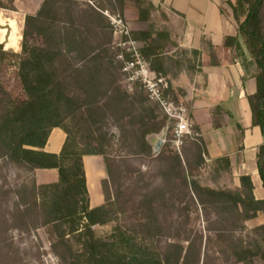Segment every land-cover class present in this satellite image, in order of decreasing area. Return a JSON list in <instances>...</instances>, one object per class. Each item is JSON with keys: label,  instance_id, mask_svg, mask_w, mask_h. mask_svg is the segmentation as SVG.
I'll return each mask as SVG.
<instances>
[{"label": "rangeland", "instance_id": "obj_1", "mask_svg": "<svg viewBox=\"0 0 264 264\" xmlns=\"http://www.w3.org/2000/svg\"><path fill=\"white\" fill-rule=\"evenodd\" d=\"M39 1L23 0L21 5L35 8ZM261 3L260 33L264 40V0ZM67 5L75 20L77 38L86 45L84 50L92 45L105 56L100 62L104 75L99 82L103 83L102 92L108 88L106 94L98 89L93 92L86 84L90 82L87 70L93 68V62L72 52L67 60L57 63L67 90L78 100L64 125L82 144L100 143L110 166L104 183L106 205L115 211L117 220L95 225L96 234L106 237L116 226L129 229L162 258L179 245V264H245L236 257L241 247L256 253L253 264H264L262 213L245 220L241 208H230L207 191L211 170L200 152V137L184 139L178 146L170 140L168 131L164 141L167 117L149 97L141 79L130 80L124 64L119 68L123 61L114 59L115 53L124 49L120 43L126 37L114 34L106 10L120 13L129 26L135 0H126L124 11L119 0H72ZM245 19L246 13L241 15V20ZM245 30L249 32V27ZM27 41L43 44L35 32ZM140 42V46L144 44ZM240 44L238 55L254 61L243 35ZM9 59L0 71V118L10 105L28 99L13 64L17 58ZM110 62L115 63L108 73ZM169 93L180 100L171 88ZM36 182L28 165L0 156V264H63L65 249L55 247L58 236L44 222Z\"/></svg>", "mask_w": 264, "mask_h": 264}, {"label": "trees", "instance_id": "obj_2", "mask_svg": "<svg viewBox=\"0 0 264 264\" xmlns=\"http://www.w3.org/2000/svg\"><path fill=\"white\" fill-rule=\"evenodd\" d=\"M125 1L119 0L122 11ZM71 2L72 0H43L35 14L26 15L21 53L7 51L0 43V71L4 64L10 63V56L16 57L13 64L18 69L24 92L28 96L22 104L10 105L0 118V156L26 164L33 171L36 168L58 169V182H36L35 189L39 191L44 222L50 224L58 236L55 247L63 246L65 249V254L62 255L63 264H179V245H174V249L162 258L157 250L138 240L129 229L116 226L106 237L96 234L95 225L116 221L117 216L106 203L90 207L83 156L102 155L109 174L110 166L100 143L87 141L82 144L70 135L64 125V120L75 110L78 100L67 90L57 63L67 60L72 52H77L80 58L93 62V68L87 70L90 82L87 81L86 84H89V90L96 92L98 89L99 93L106 94L108 88L105 87L102 92L100 89L103 83L99 82L104 75L100 62L105 56L102 57L96 52L92 45L84 50L86 45L77 38L75 20L70 5H67ZM136 2L140 19L149 20L148 15L154 6L147 0ZM261 5V0H237L232 7L239 32L246 37L247 47L259 69L256 74L257 92L248 98L253 122L261 127L264 134V40L260 33ZM0 8L15 10L14 0H7V3L0 0ZM244 13L246 19L242 21L241 15ZM64 17H68L67 20ZM246 26L249 27V32L245 30ZM111 27L113 29L112 25ZM33 32L42 37L43 44L28 43L27 38ZM130 37L144 42L141 52L158 74H168L172 65L182 67L184 60L189 63V68L195 69L201 55V51L197 49H183L181 58L165 54L170 34L156 31L150 21L147 30L131 31ZM227 44L237 50L242 49L237 38L228 39ZM189 52L192 58H187ZM115 57L117 58L116 53L114 59ZM114 63L110 62L106 70L108 73ZM122 65L123 62H120L119 68ZM53 127H61L67 134L60 153L44 150ZM202 145L200 152L205 153L203 142ZM258 169L264 183V142L258 153ZM104 183L105 181L103 188ZM241 184L242 189L239 190L209 187L207 191L230 208H241L240 213L245 220L255 218L260 212H264V199L255 197L250 176H241ZM254 255L256 253L246 247H241L236 252L237 260L245 264H253ZM261 260L264 263V251Z\"/></svg>", "mask_w": 264, "mask_h": 264}, {"label": "crops", "instance_id": "obj_3", "mask_svg": "<svg viewBox=\"0 0 264 264\" xmlns=\"http://www.w3.org/2000/svg\"><path fill=\"white\" fill-rule=\"evenodd\" d=\"M147 1L154 6L149 20L140 19L136 5L129 22L131 31L147 30L150 21L156 31L170 34L165 54L181 58L183 49L201 51L195 69L189 68V63L184 60L182 67L171 66V71L162 75L179 99L186 102L195 129L205 145L204 154L211 170L207 185L214 189L239 190L242 189L241 176L248 175L255 197L264 199V183L258 169V153L264 134L253 122L248 98L257 92L258 68L250 58L239 56L236 47L227 44L232 38L241 43L232 7L237 0ZM42 2L40 0L35 8L32 5L24 8L23 0H14L15 10L0 8V43L5 50L22 52L26 15L35 14ZM160 12L162 15L155 18ZM187 58H192L190 52ZM66 138L61 127H53L44 150L60 153ZM83 162L90 207L104 205L103 182L108 175L104 157L84 155ZM33 172L38 184L59 181L56 168H36ZM261 213L264 220V212Z\"/></svg>", "mask_w": 264, "mask_h": 264}, {"label": "built area", "instance_id": "obj_4", "mask_svg": "<svg viewBox=\"0 0 264 264\" xmlns=\"http://www.w3.org/2000/svg\"><path fill=\"white\" fill-rule=\"evenodd\" d=\"M111 23L114 29V34L120 33L125 36L126 40L121 42L124 49L120 54H117L118 59L123 61V70L130 74L129 79H141L144 86L149 92V97L154 100L161 108L164 115L167 117L168 124L164 133V141L167 139V132L170 131L172 138L178 146L183 143L184 139L199 137V132L195 129L194 122L190 116L188 106L183 100H175L170 96L169 83L165 76L158 74L151 68V64L146 59L141 48L143 44L139 40L130 37V29L124 17L120 13L110 14ZM126 55L130 56L126 58Z\"/></svg>", "mask_w": 264, "mask_h": 264}]
</instances>
